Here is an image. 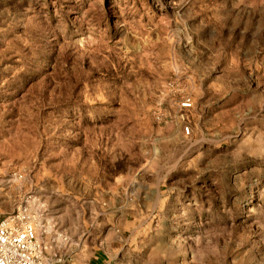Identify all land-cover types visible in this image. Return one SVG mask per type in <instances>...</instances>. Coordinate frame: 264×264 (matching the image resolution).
I'll return each instance as SVG.
<instances>
[{
    "label": "rangeland",
    "instance_id": "1",
    "mask_svg": "<svg viewBox=\"0 0 264 264\" xmlns=\"http://www.w3.org/2000/svg\"><path fill=\"white\" fill-rule=\"evenodd\" d=\"M12 217L46 264H264V0H0Z\"/></svg>",
    "mask_w": 264,
    "mask_h": 264
},
{
    "label": "built area",
    "instance_id": "2",
    "mask_svg": "<svg viewBox=\"0 0 264 264\" xmlns=\"http://www.w3.org/2000/svg\"><path fill=\"white\" fill-rule=\"evenodd\" d=\"M0 264H46L32 224L19 217L0 222Z\"/></svg>",
    "mask_w": 264,
    "mask_h": 264
}]
</instances>
